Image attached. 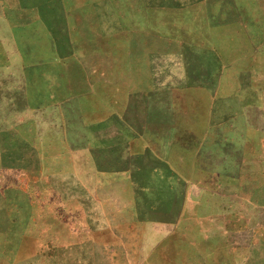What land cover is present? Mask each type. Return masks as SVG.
<instances>
[{
	"label": "rangeland",
	"instance_id": "374dc122",
	"mask_svg": "<svg viewBox=\"0 0 264 264\" xmlns=\"http://www.w3.org/2000/svg\"><path fill=\"white\" fill-rule=\"evenodd\" d=\"M0 264H264V0H0Z\"/></svg>",
	"mask_w": 264,
	"mask_h": 264
}]
</instances>
